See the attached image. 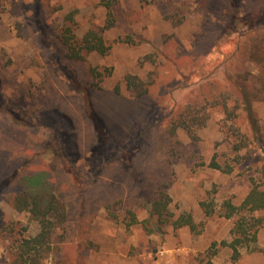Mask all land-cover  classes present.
<instances>
[{
  "label": "rangeland",
  "instance_id": "obj_1",
  "mask_svg": "<svg viewBox=\"0 0 264 264\" xmlns=\"http://www.w3.org/2000/svg\"><path fill=\"white\" fill-rule=\"evenodd\" d=\"M262 7L0 0V264H17L21 240L41 230L7 200L21 187L66 204L39 264H264V225L236 261L221 245L238 218L222 215L223 202L264 188V47L254 56ZM66 25L77 46L96 30L109 50L71 59ZM128 75L151 81L148 92L138 96ZM161 191L172 220L191 213L196 230L158 221Z\"/></svg>",
  "mask_w": 264,
  "mask_h": 264
},
{
  "label": "trees",
  "instance_id": "obj_2",
  "mask_svg": "<svg viewBox=\"0 0 264 264\" xmlns=\"http://www.w3.org/2000/svg\"><path fill=\"white\" fill-rule=\"evenodd\" d=\"M253 1L264 2V0ZM258 10L264 15V7ZM67 18L73 20V12L69 13ZM60 37L67 49L68 57L71 59L80 58L83 50H96L105 54L110 48L103 36L96 30L88 31L83 40L79 41V46L76 44L77 41L71 25H66L63 28ZM261 38L260 41L256 42L254 47L255 57L262 54L264 36H261ZM127 82L130 88L136 90L138 96L145 95L151 84V81L146 82L135 75H128ZM180 118L181 114L174 117L170 127L172 133H175L179 127ZM210 165L216 168L222 167L215 160ZM100 189L102 188L100 187ZM7 200L17 210L31 212L41 223V230L37 235L24 238L19 243L17 260V264H39L40 256H42L43 252H48L51 248L55 227L61 226L67 221L66 204L53 191L37 188L31 190L25 187L14 190L7 197ZM170 202L171 197L165 191H161L160 195L153 202V213L158 216V221L160 223L171 222L176 227L188 225L191 229L196 230L198 224L194 221L191 213H183L178 218L172 220V214L169 212ZM200 205L207 215H211L216 211V207L212 201L203 200L200 202ZM259 212L263 214H257ZM222 215L228 218L233 216L238 217L232 230L234 234L233 239L231 241H221V245L231 247L232 259L236 261L241 256V247L245 245L249 246L250 243L256 242L259 230L264 225V188L256 185L240 204H235L230 199L225 200L222 204ZM216 245L217 242H213L212 246Z\"/></svg>",
  "mask_w": 264,
  "mask_h": 264
}]
</instances>
